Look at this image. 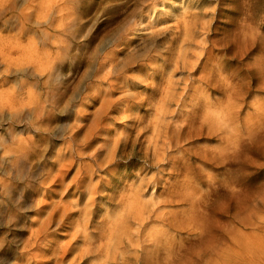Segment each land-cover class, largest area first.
I'll list each match as a JSON object with an SVG mask.
<instances>
[{
  "label": "rangeland",
  "instance_id": "obj_1",
  "mask_svg": "<svg viewBox=\"0 0 264 264\" xmlns=\"http://www.w3.org/2000/svg\"><path fill=\"white\" fill-rule=\"evenodd\" d=\"M58 3H61V1ZM44 4L45 2L41 0H18L16 8L22 10L21 19L23 20L24 18V22L28 21L25 27L31 32V36L35 38L34 50L37 52L41 50V53L50 52L51 56L48 59L44 58V54L40 57L45 65L35 62H31L28 65L25 64L30 57L35 55V53L29 52V55L26 56L25 52L22 51V47H25L26 42L21 45L22 47L19 50L3 51L1 56L4 57V62H2L0 57V144L6 142L8 143L7 145L10 144L11 146L15 138L11 139L10 134L22 140L24 139L26 143L33 146L44 142L42 144L43 147V145L46 146L51 143L52 148L46 154V158L47 160H52L51 158L56 153L65 148V142L69 140L71 135L90 123L92 118L90 116L98 108L106 91L109 90V85L117 87H129L131 85L134 87L117 91L118 93L111 98L114 101L119 99L114 104L115 110H127L125 115H130V117L119 120L117 119L119 117L118 114L108 116L110 119H106L99 124V130L101 131L98 132L97 136L103 137L102 141L97 139L99 141L92 145L93 148L97 145L103 146L105 143L104 139L107 136L105 134L106 131L110 133L108 138L120 136L121 140L119 143L122 144L119 145L116 154L117 159L119 158L121 161L118 168L120 171L117 169L116 174L112 175L115 176L114 180L111 181L108 175L97 173L98 178L95 181L99 180L102 188L98 192V196H100L97 198L96 195L93 204L89 205L92 214L88 217L92 218L94 222L93 227L89 228V232H91L103 217H112L114 222L117 221L115 214H119L120 208L116 206V201L113 202V194L120 195L121 193L124 196L132 194L130 193V184L137 183L146 174L139 172V169L144 168L148 164L143 159V155L140 154V150L142 149V144H145V138L150 136L152 132L147 134L143 132V136H139L136 140V133L133 129L136 128L138 130V125H135L134 117L137 116V120L141 119L140 129L147 126L148 123L153 125L157 123L158 120L154 118V110L163 104L160 99L167 90V94H169L170 87H174L176 90L171 89L170 94L179 93V91L180 93H176V96H183L184 94L183 101H185L184 105L186 107L179 110L175 100L167 99V102L164 103L166 106L163 105V108H166L165 111L168 117L166 116L165 122L160 125L163 128L168 125L170 129L175 130L174 136L181 141L180 151H186L187 158L185 153H182L184 156L181 157V163L185 159L183 171L181 170L182 176L177 177V180L185 183L191 182L193 186V192L191 190L187 192H191V196L196 193V196H192H195L196 200L194 201L198 202L195 205L197 207L193 216L195 215V220L198 219V224H201L202 232L200 234L198 231L195 232V224L188 220L189 217L178 214L174 230H170L166 225H161L160 223H152L153 226L150 224L148 228L164 229L163 231L168 232L172 241H169L171 245L166 248L168 252L163 248L160 253L156 252V247L155 251L147 247L149 251L142 252V255L138 254V257L144 258L148 255L150 259L148 258L147 264H155L156 261V264H214V262L217 264L220 257L207 256V245L212 242L213 246L216 245L223 248V244H229L236 248L238 235L233 232L239 230L242 232V237H244V244L241 248L235 249L234 256L230 258L232 260L231 264H264V0H65L64 4L68 8L65 13L69 14L71 19L65 23L68 26H64L60 31H50L44 22L37 24L36 20L32 18L35 14L47 12L44 9ZM86 9H89L87 13L89 17L82 18ZM16 16V12H9L0 19V38L13 36V31H10V29H13L16 25ZM71 20L74 21L71 23ZM185 23L187 26L185 25L184 27ZM82 27L83 29H81ZM183 28H186L189 36L187 37L188 39L191 38V40L189 39L190 41L188 39L186 41ZM159 30L162 34L156 40L152 39L151 35ZM47 34L50 35L47 36ZM97 36L98 39L92 45L94 49L89 54L94 55V59L91 60L90 74L88 77H81L82 71L79 73V70L82 69V66L81 63L79 64V58L84 48L87 47L88 41ZM44 38L48 41V45L45 47L42 46ZM51 38L55 43L59 41L60 43L57 45L55 43L54 45L51 44ZM125 44L128 45L125 47ZM154 44L156 47L162 46V48L166 45L168 47L170 44L169 48L171 51L170 54L165 56L169 64L163 67L162 75L154 77L153 83L157 84V88L153 92L154 94L156 92L155 98L150 101V104L148 101L147 103L144 102L150 95L149 92H144V87H147L146 83H149V86L151 85L150 82L152 80L145 79L153 75L151 66L139 73L137 69H132V72L123 71L124 73L122 72L120 75L121 78L117 80L106 78L105 80H100V76H96V67L93 65L97 64L99 60L101 61L106 54H114L117 58L115 59L116 62L120 58L119 62H121L124 58L131 57L134 52H142L146 47L150 45V48ZM72 48L74 51L71 52ZM178 53L185 54L192 66L195 64L194 61L196 62L199 59V63L197 61V65L195 64L197 66L195 70L199 68L195 75H193L194 70L191 71L190 68L181 70L179 74L175 72V67L172 63ZM158 64L162 63L158 62ZM70 65L72 71L68 69ZM41 67L45 68L44 72H42L43 69ZM205 68L207 69L206 72L213 68L219 70L221 76L215 75L217 78L219 77L216 79L217 82L220 85L222 84V87L226 85L229 88L228 90H232L234 85L235 88H238L235 89L238 90L235 91L237 95L233 93L234 91L230 92L232 96L228 95L229 91L227 95H223L221 91L215 88L216 85L206 86L196 82L195 87H202L200 89L201 94H197L198 98L201 101L206 99L204 102L207 101L210 107L205 108L204 106V108L202 107L198 110L191 109V100L197 97L191 91V93H184L183 86L185 87L186 83L189 84L190 80L199 79L201 77L200 73ZM37 69L40 70V73L38 71L35 72ZM202 75H204L203 72ZM124 76L129 77V81H124ZM233 77H236V79ZM187 78L188 80L190 79L189 82ZM226 80L230 83L228 84ZM243 83L244 85L242 86L241 84ZM230 84H232L231 87L229 86ZM6 100H8V103ZM222 100L223 103L221 102ZM10 104L15 106H9ZM148 104L153 106L151 107ZM15 109H18L17 113L14 111ZM258 109L262 111L260 112ZM215 110L216 112H214ZM171 112L175 114H170ZM14 113L17 114L16 117ZM177 113L180 115L178 114V116ZM194 114L197 117L200 115V117L197 118ZM208 114L214 117L213 119L209 117L210 120L208 122L215 124V127L212 123L207 125ZM202 119L206 121L201 122ZM217 119L221 121V124L216 121ZM228 120L231 124H229ZM207 126L209 128L211 126L212 131ZM224 126H227L226 130L223 129L225 128ZM220 129L225 131L221 132ZM229 129L231 132L228 131ZM127 136H129V140H127ZM183 138L185 141L182 140ZM17 144H19V141L15 142V145ZM225 144H227L226 147L224 146ZM3 152L0 148V169H3L2 167L5 168V172H0V177L7 175L11 170L8 167L10 166L8 162L11 157H7ZM104 156L105 151H102L101 160L104 159ZM83 162L89 161L85 159ZM143 162L146 163L144 164ZM74 172L75 170L71 173L70 178ZM125 172L126 174H132L133 177L127 178L126 174H124ZM152 173L154 175L157 172L151 171L145 178L149 179L152 177L155 179L156 175L153 176ZM12 174V176H9L8 182L17 187L20 181H18L15 173ZM192 177L194 178L192 179ZM167 178H171L170 181L173 180L172 177L167 175L162 182H159L157 186L159 191L155 192L154 188L151 187L148 193L142 196L143 198L141 197V201L154 204L156 207L161 204L164 196L160 197V195L161 191L164 190V181ZM12 188V194L17 195L16 188ZM37 188L32 192L28 191L26 195V200L30 206L36 205L39 201L45 204L51 201L58 203L61 196L58 194L57 188L53 187L50 190H46V186ZM107 188H112L114 191L111 192ZM123 188L128 189H126L127 194ZM0 198V208L2 209V203H4L2 199H6V194L1 193ZM73 200L74 198L70 197L64 199L63 202H71ZM86 201L87 197L81 205L85 204ZM186 209L188 208L185 205H168L162 210L166 213H169V211L177 213V211L182 212V210ZM35 217V215L29 214L26 215V219H23L22 227H25L26 231L30 228V222ZM242 218L249 222L248 227L241 228L238 225V220ZM131 226L132 232H134L138 225ZM182 226L184 227L182 228ZM191 226H194V228ZM185 227L187 228L185 229ZM62 229L58 231L57 229H54V231L51 229L54 235L51 239L59 246L64 245L63 247H65L71 240V235L74 231L66 228L65 224H63ZM4 232V226L0 225V241L5 238ZM11 233L15 234L16 232L11 231ZM27 236L23 237V240ZM8 240L11 241L14 238H8ZM141 241L145 242L146 239L142 238ZM144 245L150 246L146 242ZM131 253L129 250L127 256L130 257ZM15 256L18 255H8V264L13 262ZM155 256L156 258H154ZM141 258L139 262L131 261V264H141L143 262ZM93 263L99 264V261H93Z\"/></svg>",
  "mask_w": 264,
  "mask_h": 264
},
{
  "label": "bare ground",
  "instance_id": "obj_2",
  "mask_svg": "<svg viewBox=\"0 0 264 264\" xmlns=\"http://www.w3.org/2000/svg\"><path fill=\"white\" fill-rule=\"evenodd\" d=\"M41 1L45 2L44 9L47 12L35 14L34 16L30 15V16H32V18H34L36 20L37 24L44 22V24L46 25V27L50 31L51 30L60 31L62 28H64V26H68V24H65V23L68 22V20H70L71 18H70L69 14L65 13V11L68 10L67 6H65V4H64L65 0H41ZM60 1H61V3H58ZM17 3H18V0H0V19H2V17L5 16L9 12H14V13L16 12L17 13L16 25L13 29H10V31L11 30L13 31L12 32L13 36L10 38H0V57L2 58V62L5 61L4 57L1 56L3 51L19 50V48L22 47L21 45H23V43L26 42L27 45L25 44V47L26 46L27 47L26 48L22 47L23 48L22 51L25 52L26 56L29 55V52L35 53V55L33 57H30L29 61L26 62L25 64L28 65L31 62L32 63L35 62V63H38L40 65H43L44 63L41 60L42 58H40L41 55L44 54V58L48 59L51 56V54H49L50 52L41 53V50L38 52L34 50V47L36 44L35 38L31 36V34H30L31 32L29 31L28 28L25 27V25L28 21L24 22V18H23V20L21 19L22 10H20V9L18 10V8H16ZM85 8H86V6H85ZM88 10L89 9L85 10V13H84L85 15L82 16V18L83 17L84 18L89 17L87 14ZM80 19H81V17H80ZM73 21L74 20H71V23ZM185 25H186V23L184 24V27H185ZM86 26H87V24H86ZM86 26H84V27H86ZM81 29H83V27ZM183 30L185 32V34H184L185 39L187 41V39L189 37L187 34V30H186V28H183ZM158 32H156L155 34L153 33V35H151V38L152 39L154 38V40H156L157 37H159L162 34L160 32V30ZM7 33H8V31H7ZM48 35H50V34H47V36ZM97 39H98V36L96 38L88 41L87 47L84 48V51L82 52V54L79 58V64L81 63V66H82V69L79 70V73L82 71L81 77H83V76L88 77L90 74L89 70L91 69L90 66L92 64L91 60L94 59V55L93 54L89 55V54L94 49V47H92V45L94 42H96ZM147 39H148V37H147ZM189 39L191 40V38H189ZM50 43L54 45L55 41H53V39H52V42H50ZM58 43H60V41ZM58 43H55V45H57ZM47 45H48V41L44 38V40L42 42V46L45 47ZM127 45L128 44H125V47ZM149 46L146 47L145 50H143L142 52H138V51L134 52V54H132L131 57H126L121 62H119L121 60V58L119 59V61L117 60L118 62H116L115 59H117V58L115 57L114 54L113 55L112 54L111 55L110 54L109 55L104 54L105 56L103 57V59L101 61L99 60L97 62V64L93 65L94 67H96V76L97 77L100 76V80H102V79L105 80V78L117 80V79L121 78L120 75L123 71H125V72L131 71L132 72L133 71L132 69H137L138 70L137 72L139 73V72L145 70L146 68H148L149 66H151L152 70H153V75L149 78L143 77L147 80H150V81L152 80L150 82L151 83L150 86H149V83H146L147 87H144V92L150 93V95L147 97V99L144 102L147 103V101H148L150 104L151 103L150 101L155 98L154 95L156 94V92H155V94L153 92L156 91V88H157V84L155 85L153 83V80L155 79L154 77L162 75V70H164L163 67H165L166 64H169V62L167 63L168 60L165 58V56L167 54H170L171 50L169 48L170 44L168 47H166L167 46L166 45L165 46L166 48L165 47L162 48V46L156 47L155 44H154V46L151 45L152 47H150V48H149ZM29 49H30V51H29ZM42 49L44 50V48H42ZM185 50H187V49H185ZM72 51H74L73 48L71 49V52ZM202 55H204V54H202ZM197 61L196 62L194 61V63L196 64ZM158 62H160L162 64H158ZM170 63H171V61H170ZM198 63H199V61H198ZM195 64L192 66L190 61L187 60V56L185 54H182V53H178L176 59L172 63V65L175 67L176 73L179 74V72L181 70H186V69L190 68L191 71L194 70L193 75H195L199 70V68L195 70V67L197 68V66H196L197 64L196 65ZM212 64H216V63H212ZM215 67H216V65H215ZM44 69L42 70V72H44ZM68 69L69 70L72 69L71 65L69 66ZM206 70L207 69L205 68L202 71L204 75H202V72L200 73L201 77L199 79H196L193 81H191L189 79L190 83L189 84L186 83L185 87L183 86L184 89L182 88L184 93L191 91L197 97V98H193L191 100V105H190L191 109L194 108L195 110H198L202 107L204 108V106H205V108L210 107V105L207 104V101L204 102L206 99L204 101H201L200 98H198V95L201 94L200 89L202 87L201 86L195 87L196 82H200L201 85H206V86L207 85L210 86L212 84L216 85L215 88L218 89L219 91H221L223 95H227L228 91H229L228 95H231L230 94L231 91L232 92L234 91L233 92L234 94H236L235 91H238V90H235L237 87L235 88L234 85L232 87L233 88L232 90H228L229 88L226 85H225L226 87L225 86L222 87L221 86L222 84L220 85V83L217 82L216 79H218L221 76L220 75L221 73L219 70H216L215 68L209 70V72H206ZM37 71L40 73L39 69L35 70V72H37ZM222 73H223V71H222ZM215 75L216 76L220 75V76L217 78ZM71 77H69V78H71ZM124 78H125L124 81H129V77L124 76ZM247 78H250V77H247ZM145 79H144V81H145ZM234 79H236V77ZM147 80H146V82H147ZM187 80H188V78H187ZM189 80H188V82H189ZM124 81H122V82H124ZM226 82H227V80H226ZM162 83H164V82H162ZM143 85H145V84H143ZM219 85H220V87H219ZM235 85H237V83H235ZM241 85L243 86L244 83ZM113 86L114 85H109V90L106 91V94L103 96V99H102L101 103H99L98 108L95 109L92 116H90V117H92L90 123L87 126H83L82 128L80 127L81 129H79V131L77 133L71 135L69 137V140L65 142V148H63L62 151H59L58 153H56L55 156H53L51 158L52 160H47V158H46V154L49 153L51 148H52L51 143H49L46 146L43 145V147H42V144H44V142H42L40 145L33 146V145L26 143V141H24V139L22 140L20 138H17L13 134H10L11 139L15 138V140H13V143L11 144V146H10V144L7 145L8 143H6V142H3V144H0V148L4 151L3 153L7 157L8 156L11 157L9 162H8V164L10 165L8 167H10L11 170H10V172H8L9 174L8 173H7V175L5 174L7 176V178H5L6 177L5 175L3 177H0V190H1L0 194L1 193L6 194V199H2V201L4 200L3 201L4 203H2L3 204L2 209L0 208V223H3L0 225L4 226V229H5V232H4L5 238L3 241H0V264H8V262H7L9 259L8 255H11V254L18 255V256H15L13 258V262L9 263V264H94L93 261H99V264H131V261L139 262L141 257H138V254L142 255V252L144 253L145 251H149V248H147V247H150V250L153 249L154 251H155V247H156L157 248L156 252H159V253L163 248L166 249V248L170 247L172 241L170 240L168 232L163 231L164 229L163 230H160V229L156 230L155 228L152 227L153 226L152 223H156V224L160 223L161 225H166L170 230H174L175 229L174 227H176L174 224L176 223L177 214L185 216V217L187 216V218L189 217L188 220L191 221L193 224H195V228H194V226H191L195 229V232L198 231L199 234L202 232L201 226H200L201 224L199 225L198 221H197L198 219L195 220L196 216L195 215L193 216L194 211L196 210V207H197L195 205L198 203V202L196 203L194 201V200H196L195 199L196 193L193 194V195H195L194 197H192L193 195L191 196V192H193V186L191 185V182L187 181L188 183H185L184 181H178L177 180V177L182 176L183 163L185 162V159L183 160L184 162L181 163L182 162L181 157L184 156V155H182V153H185L186 151H184V150H181L182 152L180 151L181 141L179 140L178 137H177L178 139H176V137L174 136L175 130L170 129V126H168L167 124H166L167 127L164 124V126H165L164 128L161 127V125H160V124H162V122H165L164 120L167 116V113L165 111L166 108H163V105L166 106V104H164V103L167 102V99L175 100V104H176V106H178L179 110H181L183 107H186L184 105L185 101H183L184 94H183V96L182 95L176 96L177 94L180 93V91H179V93L176 92L177 94L176 93L172 94V95L170 94V90L175 89L174 87H170L169 94H167V92H168V90H167L165 95H163V96L161 95L162 97H161L160 101H162L163 104L159 108H156L154 110V118L156 120H158L157 123H155V121H154V123H155L154 125L148 123L147 126H144L143 128L140 129L139 125H141V119L137 120L138 117L137 116L134 117L135 125H138V130L136 128L133 129V131L136 133V140L139 138V136L140 137L143 136L142 135L143 132H145L146 134L148 132H152L150 134V136H147V138H145V140H144L145 144H142V149L140 150V154H142L144 157L143 159L148 162V164L144 168L139 169V172L141 174L146 173L145 176L143 175L144 178L138 180L137 183H131L130 184V193H132V194H129L128 196H124L123 194L121 195V193H120V195L119 194L116 195V193H115V195L113 194L112 200H113V202L116 201V203H117L116 206L120 208L119 214L118 215L115 214L117 221L114 222L112 217H107V218L103 217L96 224V226H94L95 229L93 231L89 232V228L93 227V224H94L92 218L88 217L89 215L92 214V211H90V209H89V205L93 204V201L96 199V195H97V198L100 196V195L98 196V192H99V189L102 188L101 182L99 180L95 181V179L98 178L97 173H103L105 175H108L110 177V180L113 181L114 180L113 178H115V176H112V175L116 174V170L119 168V166L121 164L120 159L119 158L117 159V155H116L118 152L117 149H118L119 145H122L119 143V141L121 140L120 136L114 137V138L112 137L113 139L108 138L110 136L109 135L110 133L108 131H106L105 134L107 136L106 137L104 136L105 137L104 145L103 146L97 145V146H94V148H93L92 145L96 141H99L97 139H100L101 141L103 139V137L100 138L99 136H97L98 132L101 131V130H99V124L106 119H110V118H108V116H110L111 114H118L119 117L117 119H119V120L128 119L130 117V115L129 116L125 115L127 110H125V111H122L119 109L115 110L114 104L119 99L114 101L111 98L113 95L118 93L117 91L125 90L126 88H130V87L134 88V87H132L131 85L129 87H117V86L113 87ZM123 86H124V83H123ZM229 86L231 87L232 84H230ZM202 95H204V94H202ZM169 96H171V97H169ZM231 99H234V98H231ZM209 101H211V100H209ZM6 102L8 103V100H6ZM221 102L223 103V100ZM219 104H218V106H219ZM262 105H263V102H262ZM9 106H15V105L10 104ZM149 106H151V105H149ZM224 107H226V106H224ZM215 108H217V106H215ZM238 108H239V106H238ZM17 110L15 109L14 111L17 113L18 112ZM259 111L261 112L262 110H259ZM214 112H216V110ZM16 113H14L15 117L17 116ZM172 113H174V112H171L170 114H172ZM197 113H195V114H197ZM213 113H211V114H213ZM178 114L179 113H177V115ZM190 115H192V114H190ZM150 116H151V114H150ZM195 116H194V118H195ZM199 117H200V115H199ZM199 117H197V118H199ZM209 117H211L212 119L214 118V117L209 115L207 117L208 118L207 119V125L212 123V122H210V123L208 122V120H210ZM235 117H237V116H235ZM261 117H263V116H261ZM217 118H218V116H217ZM188 119L191 120L192 117H191V119L190 118H188ZM205 119H206V117H205ZM223 119H225V118H223ZM223 119H222V121H223ZM202 121L204 122L206 120L202 119L201 122ZM216 121H218V119ZM193 122H191V123H193ZM218 122L220 123L221 121H218ZM220 124H219V127H220ZM229 124H231V122ZM189 125L191 126V124H189ZM201 125H203V124H201ZM205 125H206V123H205ZM212 125H213V123H212ZM224 125H225V123H224ZM211 126H210V128H209V126H207V127L209 129H211ZM131 127H133V126H131ZM226 127L223 129L226 130ZM216 128L218 129V127H216ZM230 129L228 131H230ZM193 130H194V127H193ZM225 130H221V132L225 131ZM211 131H212V129H211ZM194 132H196V131H194ZM213 132H214V130H213ZM217 132H219V131L217 130ZM184 135H185V133H184ZM190 135H191V133H190ZM181 136H183V135H181ZM193 136H196V135H193ZM238 137H239V135H238ZM240 137H242V136L240 135ZM229 139H230V137H229ZM16 140L19 141V144H17L18 147H17V145H15V142H17ZM127 140H129V136H127ZM182 140H184V138ZM228 140H227V143H228ZM225 143H226V141H225ZM226 145L227 144H225L224 146L226 147ZM225 147H223V148L225 149ZM92 148H93V150H92ZM108 148H110V150H108ZM102 151H105V156H104L103 160H101V157H100V155L102 154ZM188 153H189V151H188ZM185 157H186V153H185ZM85 159H87L89 162H83V160H85ZM189 159H190V157H189ZM186 163H188V162H186ZM2 168L3 169H0V172H2V171L5 172V168L4 167H2ZM168 168H169V170H167ZM74 170H75V172H74L73 176L70 178V175ZM151 171L157 172L156 174H154V175H156L155 176L156 180L150 176H149L150 177L149 179L145 178ZM187 172H189V171H187ZM12 173H15L17 175L18 181H20V184L17 187L13 186L11 183L8 182L9 176L13 175ZM193 173H194V171H193ZM124 174H126V172ZM189 174L191 175V173H189ZM152 175H153V173H152ZM165 175L172 177L173 180L170 181L171 178H167L164 181V188H163L164 190L161 191V195H160V197L164 196V198H162L163 201L161 202V204H158V206L156 207L154 204L152 205L149 203H143L141 201L142 200L141 197L145 196V194L148 193V190L151 187L154 188L155 192H158L159 188L157 186H158L159 182L160 181L162 182L163 179L166 177ZM137 176H138V174H137ZM126 177L131 178V177H133V175L128 173V174H126ZM193 178L194 177H192V179ZM126 181H128V180H126ZM36 186L38 188L39 187L42 188V187L46 186L47 187V189L45 188L46 190H50V188H53V187L57 188L58 194L61 196L60 199L58 200V203L56 202L57 203L56 204L55 202L51 201V202L45 204L42 201H39L36 205L30 206L26 200V195H27L28 191H30V192L34 191V189L37 188ZM12 187L16 188V191L18 193L17 195L12 194V190H13ZM126 189H124V190L126 191ZM103 190H104V188H103ZM107 190H111V192L114 191L112 188H107ZM154 190H152V191H154ZM188 190H191V192H189L190 194L187 192ZM126 194H127V191H126ZM102 195H103V193H102ZM70 197L74 198V200L71 202H69V201L63 202L64 199L70 198ZM86 197H87V201L85 202V204L81 205L83 200ZM200 200H201V198H200ZM197 201H198V199H197ZM79 205H81V206H79ZM99 205H100V202H99ZM168 205H170V206L185 205L188 209L182 210V212L177 211V213L171 212V211H169V213L168 212L166 213L162 209L167 207ZM179 211H181V210H179ZM199 212H200V210H199ZM96 213H98V212H96ZM198 213H197V215H198ZM29 214H33L36 217L33 219V221L30 222V228L26 231L25 227L24 228L22 227L23 219H26V215H29ZM241 215H243V213H241ZM98 216H100V215H98ZM105 216H106V214H105ZM255 217H256V215H255ZM152 218H153V220H152ZM63 224H65L66 228H70L72 231H74L73 234L71 235V240L65 245V247H63L64 246L63 244H62L63 246H59L57 243H54L52 241L53 239H51L52 237H54L51 229H53V231H54V229H57V231L61 230L63 227ZM150 224H152V226H151L152 228H148V226H150ZM131 225H138V226H136L137 229H135L134 232H132V226ZM161 225H160V227H161ZM238 225L241 228H246L249 226V222L242 218V219L238 220ZM183 227L184 226H182V228ZM186 228L187 227H185V229ZM11 231H14L16 233L12 234L13 232L11 233ZM55 232H56V230H55ZM233 233L238 235L236 248L232 247L229 244H223L222 245L223 248H221L220 246L219 247L216 245L213 246L212 245L213 243L211 242L207 245L208 247H206L207 248L206 249L207 253L205 252L206 255L209 257H213V256L220 257V260L217 261L219 264H231L232 260L230 258L234 256L235 249H237L238 247L241 248L244 244V242H243L244 237H242V232L239 230H235ZM229 234H230V232H229ZM26 235H28V236L23 240V237H25ZM202 236H203V234H202ZM202 236H201V238H202ZM8 238H14V240L9 241ZM142 238L146 239V241H145L146 244L147 245L149 244L150 246L144 245L145 242L141 241ZM224 239H225V237H224ZM169 241H171V242H169ZM238 242H240V244H238ZM234 244H235V240H234ZM77 245H79V246H77ZM13 249H14V252H13ZM129 250H130V253L132 252L130 257L127 256V253ZM166 251H167V249H166ZM150 253H151V251H150ZM163 254H165V253H163ZM161 255H162V253H161ZM169 255H171V254H169ZM156 256L154 258H156ZM148 258L150 259V257L148 255L145 256L144 258H141L143 261V262H141V264H147V261L149 260ZM156 262H155V264H156ZM214 264H216V262H214Z\"/></svg>",
  "mask_w": 264,
  "mask_h": 264
}]
</instances>
